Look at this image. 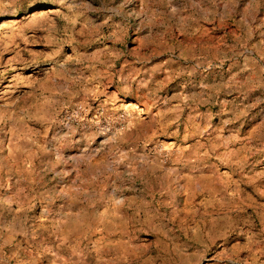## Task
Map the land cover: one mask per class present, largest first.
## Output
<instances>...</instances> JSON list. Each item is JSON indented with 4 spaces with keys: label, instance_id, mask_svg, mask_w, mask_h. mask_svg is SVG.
I'll use <instances>...</instances> for the list:
<instances>
[{
    "label": "rangeland",
    "instance_id": "rangeland-1",
    "mask_svg": "<svg viewBox=\"0 0 264 264\" xmlns=\"http://www.w3.org/2000/svg\"><path fill=\"white\" fill-rule=\"evenodd\" d=\"M247 113L264 0H0V264H264Z\"/></svg>",
    "mask_w": 264,
    "mask_h": 264
},
{
    "label": "crops",
    "instance_id": "crops-1",
    "mask_svg": "<svg viewBox=\"0 0 264 264\" xmlns=\"http://www.w3.org/2000/svg\"><path fill=\"white\" fill-rule=\"evenodd\" d=\"M245 119L247 120L246 122L244 121ZM260 120V118H256L251 113H247L246 117L243 118V122L236 123L231 130V134L227 136L228 139L232 138L233 140L232 143H228L226 146L228 161L232 167L231 182H240L247 185L255 179H260V175L263 174L264 164H262V162L264 163V151L261 149L260 143H258L257 147L255 144L256 139L258 137L260 138L258 133L263 126ZM256 149H259L263 154L261 155V153H257V157H255L253 152ZM213 166L214 164L211 163L210 168ZM252 168H255L256 170L252 171ZM182 170L183 171H177L176 173L178 175L182 174L179 178H182L183 182H187V177H189V179L196 180L197 177H202L204 172V168L197 165L193 170ZM238 170H246L248 173L243 175L237 174L236 172ZM258 181L259 183H264V178L263 181ZM183 182H180L177 186L173 185L172 189L168 190L170 194H174L177 191H187V186H185ZM190 189H193L195 192L201 190L197 183H194V186Z\"/></svg>",
    "mask_w": 264,
    "mask_h": 264
}]
</instances>
